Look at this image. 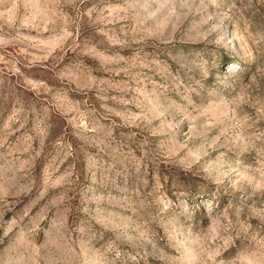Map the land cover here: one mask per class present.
Segmentation results:
<instances>
[{"label":"rangeland","instance_id":"obj_1","mask_svg":"<svg viewBox=\"0 0 264 264\" xmlns=\"http://www.w3.org/2000/svg\"><path fill=\"white\" fill-rule=\"evenodd\" d=\"M0 264H264V0H0Z\"/></svg>","mask_w":264,"mask_h":264},{"label":"bare ground","instance_id":"obj_2","mask_svg":"<svg viewBox=\"0 0 264 264\" xmlns=\"http://www.w3.org/2000/svg\"><path fill=\"white\" fill-rule=\"evenodd\" d=\"M230 71H231L230 69H228V68L226 69V72H230Z\"/></svg>","mask_w":264,"mask_h":264}]
</instances>
